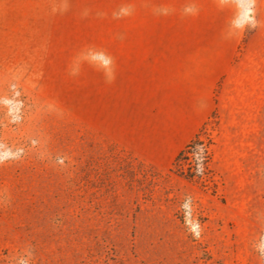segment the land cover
Here are the masks:
<instances>
[{
    "label": "rangeland",
    "instance_id": "obj_1",
    "mask_svg": "<svg viewBox=\"0 0 264 264\" xmlns=\"http://www.w3.org/2000/svg\"><path fill=\"white\" fill-rule=\"evenodd\" d=\"M219 1L239 73L176 159L162 108L107 125L100 68L216 0H0V264H264V0Z\"/></svg>",
    "mask_w": 264,
    "mask_h": 264
},
{
    "label": "crops",
    "instance_id": "obj_2",
    "mask_svg": "<svg viewBox=\"0 0 264 264\" xmlns=\"http://www.w3.org/2000/svg\"><path fill=\"white\" fill-rule=\"evenodd\" d=\"M238 10L234 1L216 0V11H228L226 17L139 24L145 33L130 37L128 49L107 56V66L100 68L107 92V125L131 141L139 102L162 108L164 130L177 132L171 153H179L228 99L239 73L234 59L245 24L233 18ZM250 38L249 48L255 44Z\"/></svg>",
    "mask_w": 264,
    "mask_h": 264
},
{
    "label": "trees",
    "instance_id": "obj_3",
    "mask_svg": "<svg viewBox=\"0 0 264 264\" xmlns=\"http://www.w3.org/2000/svg\"><path fill=\"white\" fill-rule=\"evenodd\" d=\"M182 153H184V152L183 151L180 152V154L176 157V159H178L179 157H181L183 155Z\"/></svg>",
    "mask_w": 264,
    "mask_h": 264
}]
</instances>
